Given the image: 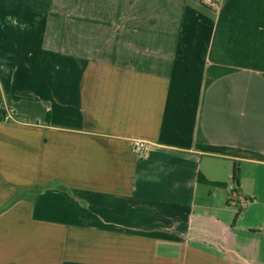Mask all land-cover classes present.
Segmentation results:
<instances>
[{
	"label": "crops",
	"instance_id": "crops-1",
	"mask_svg": "<svg viewBox=\"0 0 264 264\" xmlns=\"http://www.w3.org/2000/svg\"><path fill=\"white\" fill-rule=\"evenodd\" d=\"M0 110V264H264V0H0Z\"/></svg>",
	"mask_w": 264,
	"mask_h": 264
},
{
	"label": "built area",
	"instance_id": "built-area-1",
	"mask_svg": "<svg viewBox=\"0 0 264 264\" xmlns=\"http://www.w3.org/2000/svg\"><path fill=\"white\" fill-rule=\"evenodd\" d=\"M202 3L204 5L213 6L214 0H202ZM131 141L133 152L142 157L146 152V146L144 142L136 136L132 137Z\"/></svg>",
	"mask_w": 264,
	"mask_h": 264
},
{
	"label": "trees",
	"instance_id": "trees-1",
	"mask_svg": "<svg viewBox=\"0 0 264 264\" xmlns=\"http://www.w3.org/2000/svg\"><path fill=\"white\" fill-rule=\"evenodd\" d=\"M5 117V112L0 110V121L3 120ZM232 181L235 183V185H238L239 182V175H238V170L237 168H234L233 174H232ZM205 183L211 185V186H216V187H225V184L223 183H208L205 181Z\"/></svg>",
	"mask_w": 264,
	"mask_h": 264
}]
</instances>
